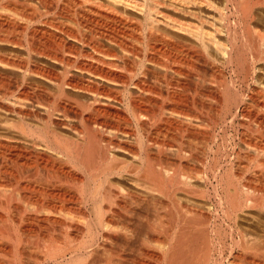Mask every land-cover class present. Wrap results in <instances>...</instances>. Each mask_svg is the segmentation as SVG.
I'll return each mask as SVG.
<instances>
[{"label":"bare ground","instance_id":"bare-ground-1","mask_svg":"<svg viewBox=\"0 0 264 264\" xmlns=\"http://www.w3.org/2000/svg\"><path fill=\"white\" fill-rule=\"evenodd\" d=\"M0 45V264H264V0H0Z\"/></svg>","mask_w":264,"mask_h":264},{"label":"rangeland","instance_id":"rangeland-1","mask_svg":"<svg viewBox=\"0 0 264 264\" xmlns=\"http://www.w3.org/2000/svg\"><path fill=\"white\" fill-rule=\"evenodd\" d=\"M126 10H127V11H126ZM126 10H122V12L120 13V14L122 15V17L125 18V17L127 16L126 18H128V19H129V18H130V19H133V17H134L135 19L138 18V15H136V13H135L133 10H130V9H126ZM120 11H121V10H120ZM124 11H125V12H124ZM131 12H132V13H131ZM128 13H129V14H128ZM53 14H54V13H51V14L49 13L48 16H54ZM38 24H39V22H38ZM38 24H37L36 26H40V25H38ZM40 24H41V23H40ZM41 26H42V25H41ZM9 47H10V48H9ZM1 49H2L3 51H7V50H8V51H12V52L15 51V50H16V51L18 50V49H16V48L13 49V47L8 46V45H4V46H3V45H0V51H2ZM43 62H44L46 65L50 64V63H48V62L46 63V61H42V63H43ZM44 63H43V64H44ZM109 68H110V70H112L111 67H109ZM113 70H114V69H113ZM261 72H262V71H261ZM263 73H264V71H263ZM138 77H139V76H138V74H137L136 77H134V78H135V79H138ZM237 85H238V83H237ZM134 92H135V90H134ZM239 122H241V120H240ZM239 122H237V123H239ZM237 123H236V124H237ZM239 124H240V123H239ZM236 126H237V125H236ZM252 129L254 130V128H252ZM229 133H230L231 136H232V135L234 136V135H235V130H232V129H231V130H229Z\"/></svg>","mask_w":264,"mask_h":264}]
</instances>
